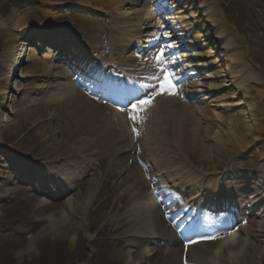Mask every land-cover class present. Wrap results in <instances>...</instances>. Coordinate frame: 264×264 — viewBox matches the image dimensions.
Returning a JSON list of instances; mask_svg holds the SVG:
<instances>
[{"label": "bare ground", "instance_id": "obj_1", "mask_svg": "<svg viewBox=\"0 0 264 264\" xmlns=\"http://www.w3.org/2000/svg\"><path fill=\"white\" fill-rule=\"evenodd\" d=\"M174 1L176 4L165 2L168 6L164 7L163 0H91V3H93L90 7L92 18L85 19L89 26L90 35H88V38L90 41L87 42L85 38L80 36L79 41L85 45H77L78 51L83 50L85 54L92 52L119 56L121 57L120 60L125 61V66L130 68L133 73H145L148 75L147 80L151 82H153L151 78L159 73L165 63L157 64V57L149 55L152 53L151 48L160 43L162 44V49L159 50L157 56H160L162 51L165 53L164 56H170L175 48H189L191 53L186 54L185 51H182L177 56V60L171 59L169 62L171 65H177L178 61L182 60L183 57H187V60H185L187 64L175 71L177 76H184L186 68L191 67V73L187 81L175 89L176 95L168 97V94L165 93L154 99V104L158 105L159 109V114L155 118H160L163 124L160 122L161 124H154L153 126L147 124L148 122L143 124L141 121L144 114L148 116V120L155 119L154 116L158 113V110L155 111L154 116L150 114L151 112L147 113V110L142 114L136 112L134 115L137 116V119L133 121L127 118L129 111L113 108L107 104L102 105L86 97L72 83L73 77L68 74L64 66L59 64L61 63L60 60L53 58L54 52H51L49 47H47L46 53L41 50H34L33 46H40L43 39L50 40L53 37L42 31L47 27L45 25L38 26L40 28L36 30V33L42 38V41H36V44H34L33 36L31 39L30 35L34 33L31 31V26L25 22V17L20 15V11L15 10L11 12L7 19L0 17V68L4 67L2 75L5 76L3 85L0 86V96H2L0 102V128L2 129L0 131L7 134L5 140L9 139L8 142L26 140L28 142L27 147H31L32 151L38 153L37 155H43L46 149L50 150L49 153L45 151L48 154L58 151L59 144H61L60 147L67 144L69 149L74 151L76 148L81 147L82 143L87 142L91 134L90 131L97 126H100L102 130H112L114 132L116 140H120V151H118L120 154L118 156L121 161L120 178L116 184H124L126 188L134 193L132 200L137 210L134 219L140 221L135 226L129 224L125 243L112 252V256L119 259L121 264H258L264 259V224L258 223L254 227L247 224L241 226L238 233L227 234L206 244H193L185 249L181 240L171 230L169 224L164 221L160 207L151 201L147 194L149 184L155 186L156 190L160 191L161 196L167 193L173 194L171 190L176 191L178 187H182L180 191L185 192L183 185L195 188L196 191L193 196L183 199H176V197L173 199L172 196L171 199H168L170 205L175 200H180L179 204L176 205L180 210L178 211V215H180L185 212L192 213L193 207L190 206V202L198 203L200 199H209L213 202L217 195L234 193L217 181L222 179L223 176L214 181L207 176L204 180L199 181L197 173L185 172L182 174L181 169L174 165L168 167L163 164L162 169L152 168L151 165L146 164L150 161L147 159L148 154L144 151V148L149 145L162 147L165 155L161 153V158L172 159V163L181 154H179L181 150L184 155H187L186 158L188 159L194 156L199 159L196 156V152H198L202 158V164L200 165L206 164L211 168H217L222 160L226 162V160L232 158L229 152L232 147L238 148V152L243 153L242 159L244 156L256 159L258 154L256 142L259 137L258 134L264 126V118L262 112L259 111V108L263 106L264 93L262 90L256 91L255 94L250 92L252 87L250 84L253 83V85L261 88L264 78L257 71L258 67L247 64L246 57L248 54L246 49L248 47H246L245 42L248 37L237 33L236 26H231L228 23L225 9L221 8L218 0H194L198 2V8L201 9V16L204 18L203 21L211 27V32L214 33L212 37L215 38L211 45L210 42L202 43L204 39H208L209 31L204 33V28L199 26L193 12H186L184 8L186 0ZM52 4L51 11L54 10V12L45 13L47 21L54 13L68 11L70 6L74 10L72 12L80 10L84 12L81 6H86L85 2L80 0L72 2L54 1ZM88 5L90 4L88 3ZM175 5L178 7L177 10L171 12V7ZM160 7V10L163 9L164 11H161L158 15L156 11ZM244 8L245 6L239 9L237 16L240 19L235 21V24H240L239 21L241 20L242 26L238 29L242 31L248 28L244 26L242 21V16L246 11L241 14ZM95 13L97 15H94ZM155 13L157 17H154ZM162 14L166 15L165 18L171 26L164 27L161 24L162 22L159 20ZM255 14L258 19L260 14L257 12ZM100 15L108 17L106 23L105 17L101 18L104 20L101 23L103 20H100ZM160 24L163 28H172L171 33H174V35L163 37L160 34L162 31L160 30ZM111 26H114L116 30L113 33L108 32L107 39L103 40L96 36L99 31L102 33L101 28ZM192 29H196L193 37L188 36ZM55 34L60 35L59 33ZM151 36L155 38L153 40L141 39V37L149 38ZM160 37L163 39L161 40ZM169 37H172L173 42L165 45L163 41H166ZM202 37L204 38L201 39ZM74 40L76 41L75 38ZM253 42L251 41V43ZM142 43H146L147 46ZM197 43H201V45L198 46ZM204 45H207L205 46L206 50L201 51L200 49L204 48ZM50 46L53 49L59 48L52 44ZM216 49L222 50L221 53L216 54ZM144 51H148V55H144ZM25 63H27V66L23 67L22 65ZM210 64H214V66L212 67ZM16 69L19 74L14 82H10L9 76ZM23 77L29 78L30 87L19 80ZM64 79L67 81H64ZM150 86L153 87L154 85L151 84ZM10 91H20L19 94L23 91L28 95L29 93L34 95L42 93L43 96L37 99L27 100V98V102L20 108L23 111V120L15 118L11 120L9 125H5L6 122L10 121L8 114L14 109L9 103L5 104L9 96L12 97L10 101L14 102L15 100V94L8 95ZM179 92L182 93L181 96L178 95ZM185 97L191 98L195 102L199 100L202 105L181 106L180 100ZM43 114L44 116L48 115V117L46 116L47 119L59 123V125L55 124L57 131L52 129L48 122L43 124L45 120ZM258 114L261 116L260 120ZM201 121L204 123L203 125H201ZM132 123H135L139 129L138 134ZM27 124L29 126H26ZM73 124L76 128L80 127L75 130L76 128L70 127ZM85 124H88V126L85 127ZM64 130L68 133V139L55 138V132L58 134ZM24 133L35 135L37 139L28 137V140ZM21 135L24 139L20 138ZM142 135L147 136L146 145L142 144L143 147L140 146L141 140H144ZM80 136H82L81 141H77ZM2 138L3 135L0 133V141ZM9 145L16 148L13 147V143H9ZM255 145L257 147H254ZM136 146L140 147L138 151H136ZM169 147L173 148L172 152ZM15 152L17 153L16 150ZM22 152L26 153V151ZM166 155L167 158H165ZM53 156L55 157L50 162L55 159L62 160L59 154ZM67 159L69 160V158ZM132 159H139L145 167H140L136 161L131 166L129 164L127 166L126 162ZM261 159L262 161H259L258 165L264 169L263 155L260 157ZM44 163L48 165L46 161ZM20 164V162L15 161L13 166H19ZM13 166L9 157L3 158V156H0V201L7 198L16 199L20 192L16 184L12 182V173L15 175L20 169ZM45 170L48 171V168L45 167ZM159 171L165 172L163 174ZM69 174L71 175V173ZM48 176L46 174L42 176L43 178L39 177L42 181L38 180L36 186L39 187L38 185H42V182L49 181ZM126 176L129 179L127 184L124 180ZM247 176V178L253 180L251 188L242 181L239 189L236 190L237 196H239L238 207L244 208L243 213L249 210V213L254 217L262 218L264 217V173ZM202 177L204 178L205 175ZM201 182L203 183L201 184ZM237 182L240 184V180ZM63 186H61V190L69 188L71 191L76 189V185H71V183L68 187ZM200 187L203 192L202 197L201 194L200 197H195ZM46 189L49 188L46 187ZM53 192L52 190H43L42 193L45 196H52ZM248 192H250L248 197L244 196V193L247 194ZM43 195H41L40 200L34 203L35 210L47 203V199ZM245 198L249 199L244 200ZM87 199L88 197L84 195L80 200L88 201ZM80 200H77L76 197H70L64 201L57 212H52L44 218L38 217L36 219L38 222L45 220L46 224L35 234L28 237L27 244L17 252V255L20 256L25 252L33 251L34 241L43 235L65 236L71 245L77 243L81 232L84 233L85 230L93 228L95 224L92 218L86 220L84 216H81L76 220L70 217L71 214L78 216L80 214L78 210L80 208L84 209V206H82L84 203L80 204ZM253 208L256 209L255 213ZM122 217H125V214L119 212L109 218L116 221ZM88 220L89 222L86 224ZM83 224L85 227H82ZM107 225L108 223L104 224V226ZM113 231H116V229H113ZM258 239L263 243L259 247L254 243ZM136 247L138 252L134 254L132 249ZM94 252V250H90V254Z\"/></svg>", "mask_w": 264, "mask_h": 264}, {"label": "rangeland", "instance_id": "obj_2", "mask_svg": "<svg viewBox=\"0 0 264 264\" xmlns=\"http://www.w3.org/2000/svg\"><path fill=\"white\" fill-rule=\"evenodd\" d=\"M54 1L56 0H0V16L3 17L4 19H7L12 11L18 10L20 11V15L25 17V22L28 25H31V27H38L39 25H45L48 26L49 29H53L52 27H54V28H59L61 30L65 29L67 32H72L77 35L79 34V32L82 35L85 34L84 36L89 35V33L86 30L87 28L84 26L85 22L83 21L84 15L90 16L88 14V12L90 11L89 6L86 7V10L82 14L54 13V15L47 21L45 19V13L54 12V10L51 11L53 6L52 3ZM65 1L72 2L74 0H65ZM80 1H86L90 5L93 4L91 3V0H80ZM186 1H187L186 5H189L186 7L187 11L193 12L195 18L200 23L199 25L204 28V33H205V31H208L207 28L209 27V25L202 20L203 18L201 16V11L198 8L199 4L193 2V0L190 2L189 0ZM220 1L222 2L221 7L225 9V13L228 18V23H230L231 26L233 25L236 26L237 33L243 34V36L248 37V39L245 42L246 47H248L246 49L248 54V56L246 57L247 64L254 67L255 66L258 67L257 71L261 73L264 78V0H220ZM243 6H245V8L241 14H243L245 10L246 11L245 14L242 16V21L244 26H247L249 28V29L247 28L245 31L238 29L240 28V26H242L241 20L239 21L240 24H235L236 23L235 21L240 19L239 16H237V14L239 9H241ZM56 12H58V10H56ZM255 12L260 14L258 19L256 17ZM195 32H196L195 29L192 30L190 35L193 36ZM209 32H211V29L209 30ZM99 34L100 33H98V35ZM212 36L213 34L211 33L208 37L209 39L206 40L204 39L202 43L210 42L211 45L212 42L215 41V38ZM203 38L204 37H202L201 39ZM251 41L254 42L251 43ZM198 45L200 46L201 43H199ZM205 46L207 45H204V48L200 50L205 51L206 50ZM221 51L222 50H217L218 53H221ZM22 66L26 67L27 63L23 64ZM3 72H4V67H2V69L0 68V86L3 85V82L5 80L4 79L5 76L2 75ZM15 72L10 74L9 76L10 82H14L15 79L17 78L19 74L17 72V69ZM19 80L25 83L27 87H30L29 86L30 81L28 77L19 78ZM250 86H252L250 88L251 94H255V92L259 90H262L264 93V81L261 88H258V86L253 85V83H251ZM19 92H11V91L8 92V95L15 94V100L17 101L15 100L14 102L10 101L12 100V97L10 96L9 98L6 99L8 101L5 104L7 105L9 103L12 107H14V109L11 111L7 110L10 111V114H8L10 116L9 117L10 121L6 122L5 125L7 124L9 125L11 123V120L15 118L18 119L20 118L21 120H23L22 119L23 111L20 110V108L23 107V105L25 104V102H27V100L37 99L43 96L42 93L38 95L29 93L30 95L29 97V95L23 93V91H21L20 94ZM1 97L2 96H0V102L2 101ZM192 102L193 101L190 100L187 101L184 100L180 103V105L181 106L184 105L187 107L189 105L191 106L190 103ZM198 104L201 105V103H195V105ZM157 109L158 107L153 111ZM259 111L262 112L264 118V99H263V106L259 108ZM46 116L48 117V115ZM46 116H44L43 114V117H45L43 124L48 122L51 125L52 129H56L57 131L55 124L59 125V123H56L52 119H47ZM258 116L260 120L261 116L259 114ZM155 120L156 123L161 122L163 124V121L161 119H155ZM203 124L204 123H202L201 121V125ZM86 125L88 126V124H85V127ZM26 126H29V124H27ZM72 126L70 127L76 128L74 124ZM78 128H76L75 130H77ZM0 133H2L3 135L2 140H4V141L1 140L2 142L0 141V156H3L4 158L5 153H9V154L12 153V151H10L12 147L9 145V143H13L15 147H18L19 150L18 152H20L18 156H20L23 153L24 156L23 160L26 170H28L29 166H28V161L25 160L41 157V159L38 158V160L43 161L44 158L50 161L51 159L52 160L54 159L55 156L53 155L58 156V154L61 158L68 156L69 157L68 162L70 163H73V160L77 161L79 159H83L84 164L89 163L88 160L92 161L94 166L92 177L86 180L84 183H82V188L79 190V192L75 191L70 194L71 196H74L73 198L76 197L77 200H80L81 197L85 195L88 197L87 199L88 201L80 200V204L84 203L82 205L84 206V209L82 210V208H80L78 210L80 213L78 216H76V214L75 215L71 214L70 217L78 220L81 216H84L86 220L87 218L89 220H91L92 218L93 223H95L93 228L85 230L84 233L81 232L79 241L74 245H71L67 237L65 236L62 237V236L43 235V236H39L34 241L33 251L28 253L25 252L20 256H18L17 252L27 244L28 237L35 234L38 230H40L43 227L44 224H46L45 220L38 222L36 219H38V217L44 218L46 215L52 212H57L64 204L63 201L65 199H56L52 201L50 205L42 206L38 210H35V208L33 207L34 203H36V201L39 200L38 195H36L35 192H31L30 194H27V196H25L21 192L18 194L17 199L7 198L5 200H2L0 201V205H1L0 264H121L119 259L112 256V252L116 249H119L120 246L122 245V241H118V239L119 237L124 236L125 232L129 231L128 229L129 225L127 222H124L123 219L114 221L113 219H108V218L118 214L119 212L126 211L129 198L131 196L133 197V192L131 193V190L125 187L126 185L120 186L116 184L118 180V175L114 167L111 166L109 162L110 157L114 154V151L111 149V147L114 144V136L111 133L102 131L100 126H97L96 128H93L90 131L91 134L88 137L87 142L82 143L81 147L76 148L74 151L72 149H69V145L66 144L60 147L61 144L58 143L59 150L50 152V154L53 155L48 154L49 153L48 151L50 150L47 149L45 151H47L48 153L44 151L43 155H37L38 153L32 151L31 147H27L28 142L26 140L25 141L21 140V142H18L17 140L8 142L9 139L5 140L7 138V134L2 131H0ZM24 134L26 135L25 136L26 139H28V137L31 139H37V136L35 135H28L29 133L28 134L24 133ZM67 134L68 133L66 132V130L58 134L55 132V136H56L55 138L68 139L69 137ZM22 135L20 138H22ZM258 136L259 137L256 142L258 147L256 145L254 146L257 147L256 149L258 150L256 159L254 158L242 159L241 157L242 154L238 152L237 150L238 148L236 149V147H232L229 150L230 155L232 156V158H230V163H232V167L235 170L236 175L234 178L236 181L238 180L237 177L238 173L243 171L245 168H250V166L257 165L259 161L260 162L262 161V159L260 160V157L262 155L264 156V126L262 131L258 134ZM81 139L82 136H80L79 140L77 141H81ZM161 148L162 147H157L155 145H149L147 147L149 151L148 153L149 156L153 157L152 163L154 165L159 164L158 168H160L163 164H166L168 167H170V165H174L179 169H181L182 171L183 170L182 167L188 166L186 162H189L190 166H195L198 169H200L199 164H202L201 162L202 158L199 156L198 152H196V156H198L199 159H197L195 156L191 159L188 158L186 159L187 155L186 154L184 155L183 151L181 150L179 152V154L180 153L181 154L178 155L175 158V160H173L172 163L171 162L172 159H168L167 155L165 157L167 159L161 158V156H159L161 155V153L162 155H165L164 149ZM13 149L15 150V148ZM169 149L171 152L173 151V148L169 147ZM22 151H26V153ZM1 152H5V153H1ZM75 153L77 155H74ZM15 157L17 158V155ZM19 158H21V156ZM70 158H72L73 160ZM183 159H186V161L184 162ZM54 161L56 163V159ZM223 164L224 161L222 160V163L218 164L220 167V169L218 168V170H221L223 168ZM203 166L207 167L206 164H203ZM20 167H22V165L17 166V168ZM69 167H67L66 165L63 166L62 169H60V173L62 174L66 173L67 170L73 171L72 169H68ZM17 186L19 189H23V190L29 187L23 185H17ZM79 193L80 195H78ZM104 204H106L105 205L106 208ZM104 218L106 220H104ZM89 220L86 221V224L89 222ZM258 221L259 220L257 219L255 224H257ZM104 222L108 223V225L103 226ZM259 222L260 224L263 223V221L262 222L259 221ZM102 226L103 229L105 230L103 232L104 236L95 237L96 230L98 228L100 230V227ZM82 227H85V225L83 224ZM113 229H116V231H113ZM107 230L109 232H107ZM111 233L112 235L117 236V238L112 239L110 235ZM85 234L86 236H88V238L85 236ZM254 243L258 247L263 245V243L260 242L259 240L258 241L256 240ZM92 249L93 250L95 249L96 251L95 253H93V255L90 254V250ZM90 255L92 256L90 257ZM258 264H264V259H262Z\"/></svg>", "mask_w": 264, "mask_h": 264}, {"label": "snow or ice", "instance_id": "obj_3", "mask_svg": "<svg viewBox=\"0 0 264 264\" xmlns=\"http://www.w3.org/2000/svg\"><path fill=\"white\" fill-rule=\"evenodd\" d=\"M164 55L165 53L162 51L161 55L156 58L157 64L165 62L162 59ZM166 68H169V66L166 65ZM169 71L172 73L171 75L164 74L161 77L160 74L164 73L165 69H160L159 73L151 78L154 86L149 89L148 85H141V88L143 89L142 93L138 96H133L128 100L127 104L123 106L124 110L129 111L130 120L135 121L137 116L134 114L137 109H143L145 106L151 105L154 96L163 95L165 93L168 95L176 94L175 89L179 87L181 81L179 80V77L175 75V69L169 68ZM161 79L163 82H161Z\"/></svg>", "mask_w": 264, "mask_h": 264}]
</instances>
